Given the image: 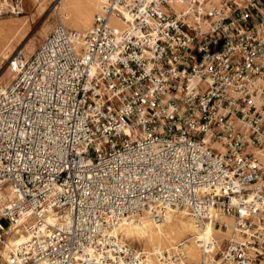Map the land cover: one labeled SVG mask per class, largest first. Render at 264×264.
Instances as JSON below:
<instances>
[{
	"label": "built area",
	"instance_id": "2783aa9c",
	"mask_svg": "<svg viewBox=\"0 0 264 264\" xmlns=\"http://www.w3.org/2000/svg\"><path fill=\"white\" fill-rule=\"evenodd\" d=\"M170 6L102 0L82 44L59 20L29 57L10 60L0 180L14 198L0 209V246L26 221L34 236L7 263L137 264L109 231L122 218L208 216L210 203L243 234L225 258L264 261V0Z\"/></svg>",
	"mask_w": 264,
	"mask_h": 264
},
{
	"label": "bare ground",
	"instance_id": "6f19581e",
	"mask_svg": "<svg viewBox=\"0 0 264 264\" xmlns=\"http://www.w3.org/2000/svg\"><path fill=\"white\" fill-rule=\"evenodd\" d=\"M31 5L37 9V13L42 16L47 11L48 2H55L53 13L57 17V23L53 26V19L47 17L43 25L37 30L34 36L30 37L22 46L21 43L28 37V29H23L24 23L15 21L0 22V65L6 63L5 70L0 76V85H8L15 77L16 73L10 64L17 46H22V52L29 57L38 47V42H42L50 31H52L58 21L61 20L67 28H73L77 34L75 41L83 43V37L93 27L95 14L99 12L102 0H29ZM177 12L189 10L188 0H168ZM218 3L220 0H210ZM21 12H24L23 0H18ZM52 4V5H53ZM30 5V6H31ZM9 7L11 12H16L15 5L8 0H0V9ZM168 12L169 10L166 9ZM20 12V13H21ZM19 13V14H20ZM48 13V12H47ZM110 22L117 26H124V23L111 16ZM20 50V49H19ZM261 163L264 165V152L255 149ZM220 191V188L219 190ZM14 198V193L9 184H4L0 180V209L8 206ZM211 215H203L200 210L185 208H170L165 212L146 209L135 213L133 216L122 218L118 224L109 230L113 236L119 237L123 245L137 252V264H174L173 261L181 259L178 264H236L227 258L218 259L216 253L223 250L226 240L242 242L243 234L239 232L235 225L234 215L219 213L215 204H209L207 209ZM160 212V211H157ZM158 214H161L160 217ZM57 220L55 214H49L46 218L47 224H54ZM220 221L227 228L215 226V222ZM25 218H20L18 225L23 223ZM45 235V227L40 231ZM33 233L29 229L26 221L23 226L10 234L6 243L0 248L2 256L1 264H10L11 251L21 244L27 243L33 238ZM225 245V244H224ZM167 251L168 255L164 252ZM92 254L93 251H91ZM180 252L184 258L180 255ZM219 253V252H218ZM35 264H44L39 261ZM255 264V263H251ZM264 264V261L258 263Z\"/></svg>",
	"mask_w": 264,
	"mask_h": 264
},
{
	"label": "rangeland",
	"instance_id": "374dc122",
	"mask_svg": "<svg viewBox=\"0 0 264 264\" xmlns=\"http://www.w3.org/2000/svg\"><path fill=\"white\" fill-rule=\"evenodd\" d=\"M4 1V0H2ZM9 3L14 4L16 6L17 1L18 0H8ZM55 2H48L47 6V11L45 12L44 15L40 16L37 13V9L34 8L29 0H23V2L21 3V6L23 5L24 8V12H21L20 14H16L15 12L12 13L11 9L9 7H5V8H1L0 9V22H8V21H15L16 23H24L23 25V29H28V37L21 43V45L23 46L25 44V42L32 36H34V34L37 32V30L43 25V23L45 22V20L47 19V17H51V19H53V26L57 23V17L54 15L53 13V7ZM53 4V5H52ZM31 5V6H30ZM170 12L173 11H177L176 8H174L173 6L169 7ZM48 12V13H47ZM113 26H116L119 29H123L124 26H117L115 24H112ZM70 31H76L73 28H68ZM43 40V38H42ZM40 42H38V46H39ZM20 45L17 46V49L15 50L13 56L16 54V52L19 49H22V46ZM13 56L10 58V60L13 58ZM7 63V62H6ZM5 65L2 64L0 65V76L1 74L4 72L5 70ZM215 226L219 227V228H223L226 229L227 227L225 225H222L221 222H215ZM230 240H226L223 244V250H218L216 253V257L218 259L224 258V252L226 251V248L229 244ZM2 246H0L1 248ZM219 252V253H218ZM180 253V252H177ZM165 255H168L167 251L164 252ZM183 254L180 253L179 256H182ZM184 258V256H182ZM3 259L2 257H0V262L2 263Z\"/></svg>",
	"mask_w": 264,
	"mask_h": 264
}]
</instances>
